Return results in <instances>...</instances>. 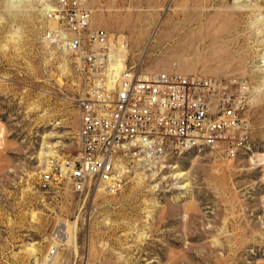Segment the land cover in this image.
<instances>
[{
	"label": "rangeland",
	"instance_id": "rangeland-1",
	"mask_svg": "<svg viewBox=\"0 0 264 264\" xmlns=\"http://www.w3.org/2000/svg\"><path fill=\"white\" fill-rule=\"evenodd\" d=\"M90 3L145 72L227 83L252 149L133 156L117 192L44 188L48 157L79 149L80 79L56 0H0V264H264V0ZM60 221L74 239L51 258Z\"/></svg>",
	"mask_w": 264,
	"mask_h": 264
},
{
	"label": "built area",
	"instance_id": "built-area-1",
	"mask_svg": "<svg viewBox=\"0 0 264 264\" xmlns=\"http://www.w3.org/2000/svg\"><path fill=\"white\" fill-rule=\"evenodd\" d=\"M91 0H56V41L74 59L80 79L78 148L48 157L40 173L44 188L67 185L83 194L94 187L123 189L124 164L147 163L193 150L229 158L252 149L250 123L233 107L230 86L215 78L148 73L132 61L119 37L92 26ZM49 256L63 240L56 230Z\"/></svg>",
	"mask_w": 264,
	"mask_h": 264
},
{
	"label": "bare ground",
	"instance_id": "bare-ground-1",
	"mask_svg": "<svg viewBox=\"0 0 264 264\" xmlns=\"http://www.w3.org/2000/svg\"><path fill=\"white\" fill-rule=\"evenodd\" d=\"M52 11L54 12L55 9H53ZM53 20L56 21L55 18H53ZM74 229H76L75 224L70 225L67 221H60L58 223L56 233H59V236H61L64 243H70L74 239Z\"/></svg>",
	"mask_w": 264,
	"mask_h": 264
}]
</instances>
